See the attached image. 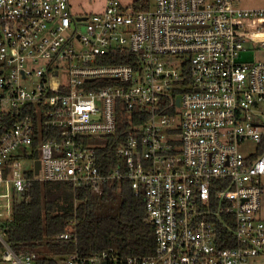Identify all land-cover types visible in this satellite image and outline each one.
Wrapping results in <instances>:
<instances>
[{"label":"built area","instance_id":"2783aa9c","mask_svg":"<svg viewBox=\"0 0 264 264\" xmlns=\"http://www.w3.org/2000/svg\"><path fill=\"white\" fill-rule=\"evenodd\" d=\"M262 21L235 0H0V264H37L7 239L35 181L121 179L144 196L154 253L67 264H263L264 60H242L264 47ZM75 224L53 238L75 241Z\"/></svg>","mask_w":264,"mask_h":264},{"label":"trees","instance_id":"16d2710c","mask_svg":"<svg viewBox=\"0 0 264 264\" xmlns=\"http://www.w3.org/2000/svg\"><path fill=\"white\" fill-rule=\"evenodd\" d=\"M145 1L135 0V7H143ZM114 139L105 138L107 145L99 147L103 171L118 161L119 141ZM13 211L7 239L17 252H35L37 264H60L58 258L76 250L86 256L110 247L121 255L154 253L155 230L146 219L144 196L136 195L126 179L106 184L101 192L74 187L71 181H35ZM72 219H76L77 239L55 240Z\"/></svg>","mask_w":264,"mask_h":264},{"label":"rangeland","instance_id":"374dc122","mask_svg":"<svg viewBox=\"0 0 264 264\" xmlns=\"http://www.w3.org/2000/svg\"><path fill=\"white\" fill-rule=\"evenodd\" d=\"M125 9H133L135 0H120ZM73 8L75 11L90 12L97 9H101L104 3V0H72ZM235 4L240 7H249V8H262L264 7V0H235ZM246 46L250 47L249 51L243 53V61H255V60H264V47L253 41L246 43ZM31 166L30 161L25 162V167ZM264 182V177H263ZM260 215L264 217V192L262 195V209ZM259 259L264 264V255L260 256ZM60 264H67L65 259L58 258Z\"/></svg>","mask_w":264,"mask_h":264},{"label":"water","instance_id":"95a60500","mask_svg":"<svg viewBox=\"0 0 264 264\" xmlns=\"http://www.w3.org/2000/svg\"><path fill=\"white\" fill-rule=\"evenodd\" d=\"M84 18V17H83ZM40 167V161L37 160V171H38V168Z\"/></svg>","mask_w":264,"mask_h":264},{"label":"bare ground","instance_id":"6f19581e","mask_svg":"<svg viewBox=\"0 0 264 264\" xmlns=\"http://www.w3.org/2000/svg\"><path fill=\"white\" fill-rule=\"evenodd\" d=\"M262 22H264V21H262Z\"/></svg>","mask_w":264,"mask_h":264}]
</instances>
